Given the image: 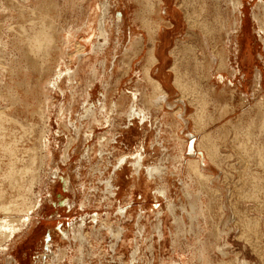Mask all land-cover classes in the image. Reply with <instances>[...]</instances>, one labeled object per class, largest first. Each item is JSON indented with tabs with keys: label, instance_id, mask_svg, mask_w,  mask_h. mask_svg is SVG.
I'll use <instances>...</instances> for the list:
<instances>
[{
	"label": "rangeland",
	"instance_id": "1",
	"mask_svg": "<svg viewBox=\"0 0 264 264\" xmlns=\"http://www.w3.org/2000/svg\"><path fill=\"white\" fill-rule=\"evenodd\" d=\"M169 1L161 3L168 9L165 14L160 12L164 22L142 0H0V41L4 45L0 47V105H11L4 97L10 95L6 88L12 90V97L15 92L20 98L11 105L15 121L6 124V139H17L14 170L15 179L20 177L27 193L23 196L28 197L29 204L35 198L39 201L28 224L7 243V248L2 246L5 250H0V264H57L54 255L63 248L75 256L71 264H264V33L257 31V20L252 17L257 13L260 20L264 19L261 2L242 0L241 29L235 27L230 37L222 30L216 36L217 23L207 17L210 24H216L212 32L216 41L210 40L209 46L202 47L204 43L195 39L198 34L188 27L183 9L189 3L199 11L202 1L211 5L213 0ZM103 2L109 5L107 19L120 17L121 22L117 30L109 31L105 70L99 68L94 73L87 64L104 58L102 53L97 57L92 53L97 51V41L103 40L98 35L84 45L82 35L74 29L84 19L88 3L99 7ZM216 2L214 10L219 9V15H223L224 0ZM170 11L174 15L177 12V17ZM228 16L233 18L230 12ZM149 18L154 24L160 23L158 32L162 33L161 37L156 35L157 60L148 70L165 91L163 100L157 102L154 97L158 94L143 72L152 43L146 39L148 25L142 20ZM169 19L179 24L169 27ZM93 32H98L97 23ZM243 33L245 37L238 41L236 35ZM136 37L144 39L140 50L133 53L129 45ZM68 38L69 44L65 43ZM78 52L85 53L87 59L82 76H64L52 85L58 68L74 69ZM211 56L215 57L213 63ZM255 72L261 73L259 85L253 83ZM218 74L223 82L217 79ZM89 83L93 85L89 87ZM223 89L227 91L221 92ZM132 92L137 93L135 107L147 112L146 122L138 121L135 115L128 121L120 117L128 109ZM122 97L125 101L120 103ZM101 103L112 107L109 122L95 126L92 138L87 140L84 132L89 131V112L96 111L100 118ZM79 123L84 126L80 138L67 145L68 138L75 134L73 127ZM43 129L49 141L44 149L40 136ZM108 138L114 139L108 142ZM138 149L145 157L137 175L126 162L112 172L111 164L119 156L130 155L126 160L131 161ZM44 153L49 155L41 159ZM180 153L184 158H173ZM187 158L196 159L201 173L193 168L194 164L188 166ZM0 166L1 203L12 201L20 190ZM150 166H161L162 171L166 167L170 173L148 176L146 168ZM107 176L113 183L110 190L105 185ZM6 215L0 210V220L17 217L18 213L10 211ZM123 222H129L127 236L114 248L110 235L101 234L102 226ZM79 225L83 227V243L71 234V229ZM139 225L144 230L138 232ZM157 229L162 230V236ZM63 230L68 231L67 238L62 236ZM78 250L82 251L79 258ZM45 254L49 256L42 259ZM67 261L66 257L60 264H70Z\"/></svg>",
	"mask_w": 264,
	"mask_h": 264
},
{
	"label": "bare ground",
	"instance_id": "2",
	"mask_svg": "<svg viewBox=\"0 0 264 264\" xmlns=\"http://www.w3.org/2000/svg\"><path fill=\"white\" fill-rule=\"evenodd\" d=\"M139 1V0H138ZM141 1V0H140ZM145 4H146V6L148 7V9H149V11L150 12H153L154 14L157 12L158 14H157V16H158V18L161 20L162 19V21H164V18H163V16L161 15V13L160 12H162L163 14H165L166 13V11H168V9L166 8V7H164V6H162L161 5V3H163V0H142ZM171 1V0H170ZM169 1V2H170ZM209 1H211V0H209ZM253 1H255V0H253ZM259 2H261V6H262V8H263V11H264V2L262 1V0H258ZM134 2H136V1H134ZM165 2V1H164ZM175 2H176V0H175ZM195 2H197V0H195ZM208 2V1H207ZM213 4H207L205 1L203 2L202 1V3L200 4V6H199V11L197 10V9H195L194 7H193V5L191 6V4H187V5H185V9H183V12H184V18H185V21H186V23L188 24V27L189 28H191V29H195L194 30V32L196 33V34H198V38L196 37H194L195 39H199V40H202L203 41V43H204V45H202V47L203 46H209V42H210V40H215V38H216V36H217V33L219 32V31H225L227 34H228V37H230L229 36V34L230 33H232L234 30H235V27L236 28H239L240 27V29H241V21H242V19L240 18L241 16V14H242V8H243V2H242V0H224V3H225V8H226V10L224 9V11H223V15H221V13H220V15L222 16V19H220V15H219V9H218V11H217V9H215L214 10V6H216L215 5V2H216V0H213ZM221 2V1H220ZM219 2V3H220ZM257 2V1H256ZM178 3V2H177ZM132 4H133V2H132ZM135 4V3H134ZM166 4H167V1H166ZM207 4V5H206ZM216 4H218L217 2H216ZM129 5V4H128ZM214 5V6H213ZM223 5V4H222ZM135 6V5H134ZM138 6H140V4L138 5ZM224 6V5H223ZM255 6H257V5H255ZM170 7H172V6H170ZM175 7V6H174ZM181 8H182V6H180ZM179 7V8H180ZM198 7V6H197ZM214 7V8H213ZM219 7V6H218ZM97 8V9H96ZM141 8H144V7H141ZM169 8V7H168ZM181 8H180V10H181ZM211 8H213V10L214 11H216V13H214V11H213V13H211ZM109 9V5L106 3V2H103L102 3V5L101 6H99V7H95L92 3H88L87 5H86V15H85V17H84V19L82 20V22L80 23V25L78 26V27H76L74 30L76 31V32H78V33H80L81 35H82V38H81V41H82V43L84 44V45H86V44H89L90 42H91V40H92V38H94V37H97L98 35L102 38V42L101 43H99L98 41H97V43H96V49H97V51H94L93 50V52L92 53H94L93 55H95L96 56V54L98 55V53L100 54V53H102V55H103V59H101V58H97V60H96V62H94V63H89V64H87V67H88V69H91V71H93L94 73H97V72H99V68H102V69H104L105 70V68H106V65H107V62H106V60H107V57L108 56H106V55H108L109 54V51H108V49H107V46H108V44L110 43V33H109V31L110 32H113V30L115 29V30H117V27H118V24H119V22H121V18L120 17H117L116 18V20H114V19H110L111 17H108V19H107V16H106V12H107V10ZM113 9V8H112ZM176 9H178V8H176ZM223 9V8H222ZM221 9V10H222ZM134 10V9H133ZM100 11V12H99ZM225 11H226V14H225ZM262 11V12H263ZM171 13V15L172 16H174V17H177V12H176V15H174L175 14V12L174 11H170ZM232 13V15H233V18L231 19V17L229 18V16H228V13ZM257 12V11H256ZM258 12H259V10H258ZM180 13V12H179ZM178 13V14H179ZM147 14V13H146ZM150 14V13H149ZM263 14V13H262ZM113 15V14H112ZM121 15V14H120ZM145 15V14H144ZM152 15V14H151ZM169 15V14H168ZM230 15V14H229ZM259 14H257V13H252V17H253V19H256L257 20V28H258V32H261V33H264V19L263 20H260L261 19V17L259 18V16H258ZM133 16H134V13H133ZM132 16V17H133ZM139 16H140V14H139ZM149 16V15H148ZM211 17V18H213L214 20H211V21H213L212 23H217V25L216 24H214V25H216L217 26V31H215L216 30V27H213L214 25H212V23L210 24V22H208V20H207V17ZM262 16V15H261ZM105 17V20L103 21V18ZM143 17V16H142ZM227 17V18H226ZM134 18V17H133ZM137 18V17H136ZM135 18V19H136ZM168 18V17H167ZM205 18V19H204ZM150 20H147V19H143L142 20V22L144 23V24H147L148 25V31H147V33H146V39L149 41V42H151L152 43V46L148 49V52H147V57H146V66L147 67H145L144 68V77L150 82V84L152 85V89H153V91H155L158 95H155L156 97H154L155 98V100H154V102H157V101H161V100H163V98H164V88H162V86H161V84L158 82V80H155L149 73H148V70L150 69L149 68V65L152 63V62H154L155 60H157V57H156V52H157V50H156V40H155V38H156V35L158 34L160 37H161V34L162 33H159L158 31H159V29H161L160 28V23L158 24L157 22V24H154L155 22L153 21V20H151V18H149ZM176 19V18H175ZM174 19V20H175ZM180 19V18H179ZM209 19V18H208ZM159 20V21H160ZM210 20V19H209ZM253 21V20H252ZM115 22V23H114ZM141 22V23H142ZM165 22V21H164ZM182 22V21H181ZM256 22V21H255ZM95 23H97V34L95 33V32H93L94 31V27H95ZM162 24V23H161ZM175 24H179L178 23V20H176L175 22H173V21H171L170 19L168 20V23H167V25H169V27H170V25L171 26H174ZM184 24V23H183ZM182 24V25H183ZM165 25H166V23H165ZM240 25V26H239ZM183 27V26H182ZM213 28L212 30L210 29V28ZM142 28V27H141ZM146 28V27H145ZM168 28V27H167ZM180 28V27H179ZM169 29V28H168ZM167 29V30H168ZM178 29V28H177ZM145 30V29H144ZM165 30V29H164ZM175 30V29H174ZM213 30L216 32V36H215V32L214 33H212L213 32ZM131 31V30H130ZM176 31V30H175ZM186 31V30H185ZM163 32V31H162ZM169 32V31H168ZM187 32V31H186ZM191 33H193V32H191L190 31V34ZM210 33H212L211 35H210ZM143 34V33H142ZM166 35H170L169 33H167ZM173 34H171V36H172ZM188 35V34H187ZM187 35H184V36H186V38L188 37ZM213 35V36H212ZM263 35V34H262ZM164 36V35H163ZM193 36H195V35H193ZM145 37V36H144ZM215 37V38H214ZM232 37V36H231ZM243 37H245L244 36V33L243 34H241V35H236V37L235 38H237L238 39V41L241 39V38H243ZM260 37V36H259ZM166 38V37H165ZM185 38V37H184ZM142 39H144L143 37H136V38H133L132 39V41H130V45H129V49H130V51H133V53L135 52V50H140V48H141V46H142ZM171 39V38H170ZM194 39V40H195ZM236 39V40H237ZM161 40V39H160ZM168 40V39H167ZM166 40V41H167ZM264 40V39H263ZM145 41V40H144ZM187 42H188V40H186ZM198 41V40H197ZM197 41H196V43H197ZM216 41V40H215ZM69 42H70V38H68L67 40H66V42L65 43H67V44H69ZM160 42V41H159ZM158 42V43H159ZM200 42V41H199ZM213 42V41H212ZM165 43H168V42H165ZM181 43H183V42H181ZM186 43V42H185ZM202 43V42H201ZM201 43H200V45H201ZM202 43V44H203ZM147 44V43H146ZM149 44V43H148ZM147 44V45H148ZM184 44V43H183ZM198 44V43H197ZM212 44V43H211ZM215 44H217V43H214V45ZM82 45V44H81ZM151 44H149V46H150ZM78 46H79V44H78ZM159 46H160V44H159ZM188 46H189V48H191L192 49V45H190V44H188ZM211 46V45H210ZM0 47H3L4 48V45H3V43L0 41ZM126 47V46H125ZM180 47V46H179ZM202 47H200L201 49H202ZM224 47V46H223ZM106 48V49H105ZM147 48V47H146ZM159 48V47H158ZM109 49H110V47H109ZM205 49V48H204ZM207 49V48H206ZM218 49V48H217ZM226 49V48H225ZM240 50H241V48H239ZM142 50V49H141ZM161 50V49H160ZM181 50V49H180ZM194 50H195V48H194ZM200 50V49H199ZM224 49H222V50H220V51H223ZM103 51V52H102ZM159 51V50H158ZM164 51V50H163ZM219 51V52H220ZM225 51V50H224ZM181 52V51H180ZM193 52V51H192ZM227 52V51H226ZM185 53V52H184ZM188 53H190V52H188ZM203 53V52H202ZM209 53V52H208ZM211 53V52H210ZM106 54V55H105ZM130 54V53H129ZM142 54V53H141ZM160 54V53H159ZM177 54V53H176ZM193 55H194V53H192ZM197 54V53H196ZM205 54V53H204ZM227 54V53H226ZM145 55V54H144ZM178 55V54H177ZM181 55V54H180ZM182 55H183V53H182ZM187 55V54H186ZM198 55V54H197ZM213 55H214V53H213ZM72 56V55H71ZM70 56V57H71ZM140 56V55H139ZM139 56H137V57H139ZM200 56V55H199ZM198 56V57H199ZM204 56V55H203ZM97 57V56H96ZM160 57V56H159ZM185 57V56H184ZM209 57V56H208ZM219 57V56H218ZM92 58V57H91ZM187 58V57H186ZM225 58V57H224ZM166 59V58H165ZM206 59V58H205ZM210 61H212V63L215 61V57L214 56H211L210 58ZM125 60V59H124ZM132 60V59H131ZM161 60V59H160ZM159 60V61H160ZM178 60V59H177ZM176 60V61H177ZM187 60V59H186ZM223 60V59H222ZM86 61H87V59H86V57H85V53H83V52H78L77 54H75V56H74V62L76 63L75 64V66H74V69H72V70H70V68L69 67H65L63 70H61V68L59 69H57V71H56V74H55V76H54V81L52 82V85H57V83L59 82V79L60 78H62V77H64V76H66V77H68V78H70V77H81L82 76V73L85 71V68H84V66H85V64H86ZM200 61V60H199ZM207 61V60H206ZM88 62H90V58L88 59ZM164 62V61H163ZM189 62V61H188ZM223 62V61H222ZM191 63V62H190ZM201 62H199V64H200ZM204 63V62H203ZM221 63V62H220ZM202 64V63H201ZM226 64V63H225ZM111 65H112V63H111ZM127 65H128V63H127ZM220 65V64H219ZM98 66V67H97ZM152 66V65H151ZM150 66V67H151ZM211 66V65H210ZM218 66V65H217ZM154 67V66H153ZM178 67V66H177ZM177 67H175L174 68V71H175V73L177 74V77H178V68ZM208 67V66H207ZM220 68V67H219ZM249 69V68H248ZM259 69V68H258ZM201 70V69H200ZM222 70H223V68H222ZM111 71V70H110ZM116 71V70H115ZM250 71V70H249ZM151 72H152V70H151ZM205 72V71H204ZM241 72V71H240ZM111 73V72H110ZM208 73V72H207ZM230 73V72H229ZM233 73V72H232ZM256 73V75H254V76H256L255 78L257 79H254L255 81H253V83L255 82V85H259V82H258V79H261V73L260 74H258L257 72H255ZM156 74V73H155ZM215 74V73H214ZM175 75V74H174ZM208 75V74H207ZM169 76V75H168ZM253 76V77H254ZM166 77V76H165ZM207 77H209V75L207 76ZM236 77V76H235ZM243 77H244V75H243ZM242 77V78H243ZM156 78V77H155ZM164 78V77H163ZM186 79V78H185ZM210 79V78H209ZM217 79L218 80H222V82H223V79H222V75L221 74H218V76H217ZM230 79V78H229ZM215 80V79H214ZM183 81V80H182ZM204 81H206V80H204ZM207 81H208V79H207ZM167 82L168 81H166V84H167ZM178 82V81H177ZM203 82V81H202ZM219 82V81H218ZM163 83V82H162ZM209 83V82H208ZM175 84V83H174ZM220 84H221V82H220ZM93 84H90L89 83V87H91ZM216 86V85H215ZM218 86V85H217ZM216 86V87H217ZM227 86V85H226ZM17 87V86H16ZM16 87H15V89H16ZM169 87V86H168ZM202 87V86H201ZM222 87V86H221ZM257 87V86H256ZM259 87V86H258ZM257 87V88H258ZM169 89V88H168ZM6 90L7 91H9L8 93H10V95H4V97L10 102V104L12 105V104H16V102L18 103L19 102V100H20V98H19V94L17 93H15L14 92V97H12V90L10 89V88H6ZM60 90V89H59ZM15 91V90H14ZM18 91V90H17ZM171 91V90H170ZM214 91H217V90H215L214 89ZM213 91V92H214ZM225 91H227V89L225 90V89H223V90H221V92H225ZM169 92V91H168ZM213 92H212V94H213ZM21 93V92H20ZM167 93V92H166ZM195 93V92H194ZM87 94V93H86ZM131 95H130V98H131V100H130V102L128 103V109L123 113V112H121V114H120V117L121 118H123V117H126L127 118V121L128 120H131V117H133L134 115H135V117L137 118V120L138 121H142V120H144L145 122L147 121V118H148V115H147V112L145 111V110H143V109H140V108H136L135 107V105H134V103H133V100L134 99H136V92H132V93H130ZM168 94V93H167ZM200 94V93H199ZM215 94V93H214ZM230 95V94H229ZM82 96V95H81ZM80 96V97H81ZM197 96V95H196ZM213 96H215V95H213ZM0 97H1V95H0ZM223 97V96H222ZM224 98V97H223ZM151 99V98H150ZM167 99V98H166ZM170 99V98H169ZM187 99H189V98H187ZM44 100V99H43ZM42 100V101H43ZM46 100V99H45ZM45 100H44V102H45ZM153 100V99H152ZM152 100H150V101H152ZM197 100V99H196ZM64 101H65V99H64ZM80 101V100H79ZM78 101V102H79ZM123 101H125V97H122L121 98V101H119L120 103L122 102L123 103ZM208 101V100H207ZM179 102V101H178ZM200 102V101H199ZM75 103V102H74ZM73 103V104H74ZM77 103V102H76ZM163 103V102H162ZM50 104H52V103H50ZM78 104V103H77ZM164 104V103H163ZM180 104V103H179ZM11 105H9V104H7V105H0V149H1V154H0V165H2L3 167H4V169L3 170H5V171H7V173L11 176V179H15V177H16V170H14L15 169V167H16V165H17V158H16V155H15V153H16V151H17V146H16V142H17V139L16 138H14V137H11L10 136V138L7 140L6 139V137L8 136V133H9V129H7V123H11V122H14L15 121V118L13 117L14 115H12V113H11ZM169 105V104H168ZM181 105V104H180ZM15 106V105H14ZM49 106V105H48ZM52 106V105H51ZM74 107H77L78 105H73ZM190 106V105H189ZM153 107V106H152ZM158 107H159V105H158ZM163 107V106H162ZM14 108V107H13ZM44 108V107H43ZM61 108V107H60ZM65 108V107H64ZM67 108V107H66ZM70 108V107H69ZM111 106H109V107H107L106 108V104H104V103H101L100 105H99V112L101 113L100 114V118H98V115H97V112L95 111L94 113H93V111L92 110H90V112H89V115H88V118L90 119V122L89 123H87V127H88V133L87 132H84V137H85V139H87V140H90V138H92V136H93V134H94V130H95V126L97 127L98 125H100V126H103V125H105L104 123H108L109 122V119H110V117L109 116H111V114H112V111H111ZM172 108V107H171ZM47 108H45V110H46ZM182 109V108H181ZM61 110V109H60ZM197 110V109H196ZM50 111V110H49ZM73 112V111H72ZM205 112H207V111H205ZM217 112V111H216ZM102 115V116H101ZM171 115V114H170ZM178 116H182L181 115V113H178L177 114ZM193 115V114H192ZM191 115V116H192ZM210 115V114H209ZM29 117H30V115H28ZM35 116V115H34ZM37 116V115H36ZM194 116V115H193ZM192 116V117H193ZM199 116V115H198ZM162 119H164V114L162 115ZM33 118H35V117H33ZM37 118V117H36ZM22 119V118H21ZM181 119V118H180ZM189 119V118H188ZM205 119V118H204ZM29 120H30V118H29ZM28 121V120H27ZM144 121H143V123H144ZM63 122H64V120H63ZM164 122V121H163ZM15 124V123H14ZM85 124V123H84ZM181 124V123H180ZM188 124V123H187ZM179 125V124H178ZM183 125V124H182ZM16 126V125H15ZM72 126H74L73 124H72ZM71 126V127H72ZM258 126V125H257ZM84 126L82 125V124H78V126H75V127H73V132L75 133V134H73L74 136H73V138H72V136H71V138H68V140H67V145H69L70 143H73L72 142V140L74 141V138H75V141H76V137H77V139L78 138H80V136H79V133H80V130L83 128ZM181 127V126H180ZM125 128V127H124ZM151 128V127H150ZM127 129V128H126ZM129 129V128H128ZM250 129V128H249ZM130 130V129H129ZM161 130V129H160ZM195 130V129H194ZM256 130V129H255ZM254 130V131H255ZM34 131V130H33ZM37 131V130H36ZM71 131V130H70ZM178 131V130H177ZM199 131V130H198ZM235 131V130H234ZM233 131V132H234ZM21 132V131H20ZM183 132V131H182ZM36 133V135H37V132H35ZM41 133L42 134H40V136H41V139H42V145L41 146H43V149L44 148H46V146L48 147V144H49V141H48V139L45 137V133H46V130L45 129H43L42 131H41ZM160 133V132H159ZM72 134V133H71ZM33 135V134H32ZM81 135V134H80ZM211 135V134H210ZM27 136V135H26ZM25 136V137H26ZM82 136V135H81ZM161 136H162V134H161ZM171 136H173V134L171 135ZM213 136V135H212ZM17 137V136H16ZM127 137V136H126ZM131 137V136H130ZM206 137V136H205ZM36 138V137H35ZM50 138V137H49ZM82 138V137H81ZM240 138V137H239ZM260 138V137H259ZM112 139H114V138H108V142L109 141H111ZM130 139V138H129ZM160 139V138H159ZM219 139V138H218ZM33 140V139H32ZM35 140V139H34ZM127 140V139H126ZM157 140V139H156ZM23 141H25V140H23ZM78 141V140H77ZM82 141V140H81ZM184 141V144L186 143V140H183ZM264 141V140H263ZM203 142V141H202ZM213 142V141H212ZM235 142H237V141H235ZM234 142V143H235ZM25 143H27V141L25 142ZM38 143V142H37ZM36 143V144H37ZM156 143V142H155ZM250 143V142H249ZM255 143V142H254ZM30 144H32V143H30ZM35 144V145H36ZM163 144V143H162ZM166 144V143H165ZM168 144H170V143H168ZM176 144H177V142H176ZM217 144V143H216ZM247 144V143H246ZM158 145V144H157ZM186 145V144H185ZM206 145V144H205ZM208 145H209V143H208ZM215 145V144H214ZM249 145V144H248ZM179 146V145H178ZM190 146H192L191 144H190ZM216 146V145H215ZM235 146V145H234ZM259 146V145H258ZM37 147V146H36ZM154 148H155V146H153ZM203 147V146H202ZM209 147V146H208ZM248 147V146H247ZM50 148V147H49ZM174 148H175V146H174ZM181 148V147H180ZM216 148V147H215ZM141 149V148H140ZM140 149H138L137 150V152L133 155V156H131V158H132V160L131 161H128V160H126V159H128L129 158V156L130 155H121V156H119L117 159H116V162L114 163V164H111V165H113V171L112 172H116L117 171V168H119V167H122L121 165L124 163V164H126V163H129V165L133 168V172H134V174H138L139 173V169H140V167L142 168V160H143V158L145 157V156H142V154H141V152H140ZM178 149V148H177ZM204 149V148H203ZM239 149V148H238ZM251 149V148H250ZM256 149V148H255ZM32 150V149H31ZM67 149H65V151H66ZM171 150V149H170ZM181 150V149H180ZM179 150V151H180ZM183 150V149H182ZM264 150V149H263ZM178 151V152H179ZM192 151L193 150H191L189 153L191 154L192 153ZM262 151V150H261ZM47 152V151H46ZM91 152H94L95 153V150H94V148H92L91 149ZM173 152H175V151H173ZM177 152V151H176ZM209 152V151H208ZM212 152V151H211ZM69 153V152H68ZM254 153V152H253ZM177 154V153H176ZM181 154V153H180ZM175 155L173 158L174 159H182V158H184L183 156H182V154L181 155ZM39 155V154H38ZM49 154L48 153H44L43 154V156H41V159H43L42 157H44V158H46L47 156H48ZM203 155V154H202ZM212 155V154H211ZM19 156V155H18ZM256 156V155H255ZM20 157V156H19ZM64 157H66V155L64 156ZM84 157H86V156H84ZM208 157V156H207ZM238 157V156H237ZM263 157V156H262ZM68 158V157H67ZM4 159H7V161L5 162L4 161ZM85 159V158H84ZM208 159H209V157H208ZM212 159H214V158H212ZM252 159V158H251ZM254 159V158H253ZM47 160V159H46ZM52 160V159H51ZM147 160H148V158H147ZM150 160V159H149ZM153 160V159H152ZM195 160L196 159H190V158H187V162H188V166H192V164H194V166H193V168H195V169H197V170H199L200 171V165H199V163H196L195 162ZM244 160V159H243ZM155 161V160H154ZM20 162V161H19ZM45 162V161H44ZM111 162V161H110ZM126 162V163H125ZM199 162V161H198ZM24 163V162H23ZM37 163V162H36ZM124 164H123V166H124ZM243 164V163H242ZM19 165V164H18ZM21 165V164H20ZM50 165V164H49ZM108 164H106L105 166H107ZM35 166V165H34ZM129 166V167H130ZM6 167V168H5ZM49 167V166H48ZM126 167V166H125ZM0 168H1V166H0ZM44 168V167H43ZM168 168V167H167ZM170 168V167H169ZM256 168H258V167H256ZM23 169V168H22ZM46 169V168H45ZM98 169V168H97ZM25 170V169H24ZM44 170V169H43ZM47 170V169H46ZM116 170V171H115ZM146 170H148L147 171V174H148V176H150L151 174H154V175H164V176H168L169 175V171H168V169H166V167H165V170L164 171H162V167L161 166H159V167H157V166H150V167H148V168H146ZM191 170V169H190ZM203 170V169H202ZM248 170V169H247ZM259 170V169H258ZM79 171H81V170H79ZM109 171V170H108ZM141 171V170H140ZM17 172H18V170H17ZM27 172H28V170H27ZM120 172V171H119ZM118 172V173H119ZM122 172V171H121ZM126 172V171H125ZM190 172V171H189ZM209 172V171H208ZM211 172V171H210ZM20 173V172H19ZM26 172H24V174H25ZM30 173V172H29ZM117 173V174H118ZM199 173H201V171L199 172ZM23 174V173H22ZM105 174V173H104ZM121 174V173H120ZM80 175V174H79ZM141 175V174H140ZM259 175V174H258ZM46 176V175H45ZM120 176H122V175H120ZM208 176V175H207ZM210 176V175H209ZM110 177V176H109ZM108 176H107V178H106V181H105V185H106V188L107 189H109L110 190V188H111V186L113 185V183L111 182V178H109ZM113 177V176H112ZM134 177V176H133ZM19 178L20 177H17L16 179H15V182H14V187H17L20 191H18V192H16L17 194H14V196L11 198V200L12 201H7L6 200V202H1L0 203V210H2L3 212H6L7 213V215H8V213L10 212V211H12V212H15L16 214L18 213V216L16 217V216H10L9 218H6V219H3V220H0V250H5V248H2V246L5 244V247L7 248L8 247V244H9V242L11 241V239H13L14 237H15V235L16 234H18L20 231H21V229L25 226V225H27L28 224V220H29V216H30V214L33 212V210H35L36 208H37V206L39 205V201H37L36 200V198H35V200L31 203V204H29L28 203V197L26 196V197H24L23 195L24 194H27V193H25V190H24V188H22V183L19 181ZM166 178V177H165ZM209 178V177H208ZM28 179V178H27ZM44 179V178H43ZM123 179V178H122ZM155 179V178H154ZM153 179V180H154ZM167 179L169 180V178L167 177ZM211 179V178H210ZM86 180V179H85ZM120 180V179H119ZM128 180V179H127ZM141 180V179H140ZM122 181V180H121ZM130 181V180H129ZM148 181V180H147ZM241 181V180H240ZM13 182V181H12ZM40 182H41V179H40ZM119 182V181H118ZM140 182H142V181H140ZM213 182V181H212ZM128 183V182H127ZM146 183V182H145ZM208 183V182H207ZM41 184V183H40ZM43 184V183H42ZM36 185V184H35ZM34 185V186H35ZM82 185H84V182H82ZM136 185V184H135ZM147 185V184H146ZM7 186V185H6ZM126 186V185H125ZM141 186V185H140ZM167 186V185H166ZM24 187V186H23ZM145 187V186H144ZM3 188V187H2ZM121 188V187H120ZM127 188V187H126ZM128 189V188H127ZM147 189V188H146ZM133 190V189H132ZM148 190V189H147ZM215 190V189H214ZM9 191V190H8ZM85 191V190H84ZM10 192V191H9ZM133 192V191H132ZM158 192H160V191H158ZM163 192V191H162ZM261 192V191H260ZM145 193V192H144ZM154 194V193H153ZM131 195V194H130ZM133 195V194H132ZM258 195V194H257ZM148 196V195H147ZM261 196V195H260ZM1 197V196H0ZM5 197H6V195H5ZM8 197V196H7ZM21 197H24L23 199H21V200H17L18 198H21ZM36 197V196H35ZM149 197H150V195H149ZM154 197L155 198H157V195H155L154 194ZM160 197V196H159ZM158 197V198H159ZM14 198H15V200H14ZM142 198V197H141ZM145 198V197H144ZM148 199V198H147ZM146 199V200H147ZM253 200V199H252ZM82 203H84V201H82ZM36 207V208H35ZM126 207V206H125ZM132 209V208H131ZM195 210V209H194ZM131 211V210H130ZM221 211V210H220ZM144 212V211H143ZM160 212V211H159ZM158 212V213H159ZM34 213V212H33ZM133 213V212H132ZM141 213V212H140ZM6 215V216H7ZM118 215V214H117ZM138 216L139 217H142V214H138ZM194 216H195V214H194ZM200 216V215H199ZM3 217V216H2ZM123 218V217H122ZM133 218V217H132ZM143 218V217H142ZM147 218V217H146ZM167 218V217H166ZM101 219V218H100ZM97 220V219H96ZM95 220V221H96ZM103 220V219H102ZM142 220V219H141ZM107 221V220H106ZM125 221V220H124ZM127 221V220H126ZM143 221V220H142ZM140 222V221H139ZM163 222V221H162ZM246 222V221H245ZM124 223V225L123 224H120V223H118V224H115L114 226L113 225H111L110 223H105L104 224V226H102V228H103V232L101 233V234H104V235H106L107 233L110 235V237H111V239H112V242L114 241V248H116V245H119V244H121V243H119L120 241H124V238L127 236V231L129 230V227H128V224H129V222L127 223V222H123ZM101 224V223H100ZM103 224V223H102ZM95 225H96V223H95ZM136 225H138L137 224V222H136ZM247 225V224H246ZM159 226V225H158ZM264 226V225H263ZM165 227V226H164ZM83 227L82 226H77V228H74V229H71V234H72V237L73 238H78V240L80 241V243H83V242H85V237L83 236V233H80V231H81V229H82ZM31 230V229H30ZM141 230H144V228L142 227V225L140 226H138L137 227V231L138 232H140ZM146 230V229H145ZM158 231H159V236H162V230L161 229H157ZM157 231V232H158ZM29 232V231H28ZM95 232V231H94ZM98 233H99V230H98ZM21 235V234H20ZM25 235V234H24ZM67 235H68V231H66V230H63V232H62V236H64V237H66L67 238ZM30 239H31V237H29ZM25 240H26V238H25ZM24 241V240H23ZM30 241V240H29ZM28 241V242H29ZM8 243V244H7ZM21 243H22V241H21ZM25 244H27V243H25ZM20 245V244H19ZM21 246V245H20ZM28 246V245H27ZM125 246V245H124ZM21 248H22V246H21ZM124 248V247H123ZM81 254H82V251L81 250H78V256H77V258H79L80 256H81ZM45 256H49V254L48 255H43L42 256V259L43 258H45ZM54 256H56V259H57V264H60V261H64L65 262V258L67 257V259H68V261L70 262V264L72 263V261L75 259V256H73V255H69L68 254V251L66 250V249H62V250H60L58 253H56V255H54ZM1 258V257H0ZM52 258L53 257H51V260H52ZM50 259V258H49ZM206 260V259H205ZM67 261V262H68Z\"/></svg>",
	"mask_w": 264,
	"mask_h": 264
}]
</instances>
